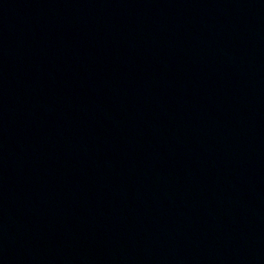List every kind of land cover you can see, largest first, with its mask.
<instances>
[{"label": "water", "instance_id": "95a60500", "mask_svg": "<svg viewBox=\"0 0 264 264\" xmlns=\"http://www.w3.org/2000/svg\"><path fill=\"white\" fill-rule=\"evenodd\" d=\"M0 264H264V0H0Z\"/></svg>", "mask_w": 264, "mask_h": 264}]
</instances>
